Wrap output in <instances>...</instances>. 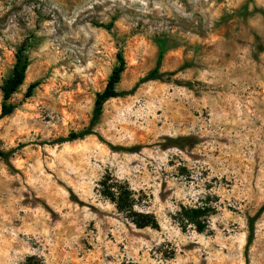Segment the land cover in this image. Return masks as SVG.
I'll return each mask as SVG.
<instances>
[{
  "label": "rangeland",
  "instance_id": "obj_1",
  "mask_svg": "<svg viewBox=\"0 0 264 264\" xmlns=\"http://www.w3.org/2000/svg\"><path fill=\"white\" fill-rule=\"evenodd\" d=\"M23 46L0 120V264H264V0H0V114ZM118 53L125 95L62 143L89 127ZM199 206L208 227L183 229Z\"/></svg>",
  "mask_w": 264,
  "mask_h": 264
},
{
  "label": "trees",
  "instance_id": "obj_2",
  "mask_svg": "<svg viewBox=\"0 0 264 264\" xmlns=\"http://www.w3.org/2000/svg\"><path fill=\"white\" fill-rule=\"evenodd\" d=\"M25 46L19 49L16 54V63L14 65L12 74L10 77L4 80L1 87L3 94V105L0 114V120L10 116L17 109V106L10 103L12 97L18 91V89L24 85L26 80V74L29 67V60L26 57ZM164 51L159 54L158 62L155 69L151 72L150 76L146 80L154 79V76L158 73L159 67L162 63ZM118 63L112 71V74L108 80L107 86L102 93H99L96 97L93 116L88 128L79 133H71L67 138L60 140L64 142H73L76 140H83L88 136L95 135L94 128L97 126L103 112L104 105L111 99L123 97L125 94L117 91V85L120 83L123 73L126 70V61L122 53L117 55ZM36 84L29 87L27 97H31ZM1 156H5L3 152H0ZM104 196L107 197L118 209L119 212L126 215V217L132 221V223L140 229L147 227H154L156 225V218L152 214L137 213L135 211L136 198L129 187L116 184H103ZM180 216V225L183 229L191 225L196 227V230L200 233L204 232L208 227V221L211 216V208L207 206L199 207H186L182 208L178 214Z\"/></svg>",
  "mask_w": 264,
  "mask_h": 264
}]
</instances>
